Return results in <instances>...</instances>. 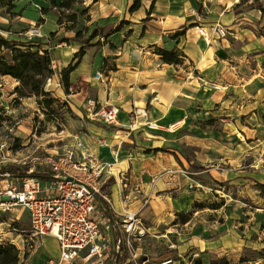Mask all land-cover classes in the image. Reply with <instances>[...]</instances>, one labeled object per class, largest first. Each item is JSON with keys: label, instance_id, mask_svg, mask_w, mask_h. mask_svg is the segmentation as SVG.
<instances>
[{"label": "rangeland", "instance_id": "obj_1", "mask_svg": "<svg viewBox=\"0 0 264 264\" xmlns=\"http://www.w3.org/2000/svg\"><path fill=\"white\" fill-rule=\"evenodd\" d=\"M245 1L242 0L240 11H248L246 17L255 20V13L259 15L262 13L260 8H264V0H250L248 3ZM94 2L95 0H79L72 9H64L62 11L64 26L62 28L60 26V30L58 29L55 35H51L41 29L39 20L44 16L46 18L44 21H49L44 27L47 29L51 24H55L53 18H58L59 11L52 6L50 0H0V39L3 37L35 43L56 39L60 42L52 57L53 68L59 76H54L48 88L52 91V96H57L68 104L55 103L51 113H46L36 96L18 97L19 94L14 92L15 86H13L16 80L10 76H1L0 169L35 168L37 171L34 173L45 174L37 166L40 159L62 156L67 151H74L80 147L78 152L82 148L86 152V157L79 160H85L93 166L92 178L99 182L102 190L110 193L111 186L122 181L144 180L148 185L150 181L145 180L148 175L163 176L165 169L157 170L159 167L156 168L155 165L159 160L152 156V150L155 153L161 151V157L173 154L176 160L175 162L173 159V162L180 175L172 185L170 195L189 199L191 207L188 209L174 207L168 211V218H173L171 222L166 223L165 220H161L159 222L162 223L157 228H150L149 224L155 220L144 219L141 216L140 211L145 207L139 208V203H136L133 197L127 202L120 201L119 206L116 205L117 211L138 212L148 229L142 239L134 242V248L130 251L132 261H129V264H160L164 261H169L167 264H264V23L257 25L254 30L255 33L263 36L261 51L249 62L250 67L247 71H242L241 75L240 72H236L239 80L248 82L250 90L248 93L244 92L247 97L240 108H236L235 113L223 112L220 113L221 115L209 113L210 109L215 107L205 104H210L209 99L215 90L214 83L221 81V78L215 74L216 64L213 60L205 61L203 64L206 101L201 106L204 107L203 114L206 119L200 121V128L196 127L208 130L206 135L209 144L204 146L207 152L203 157L194 153L191 146H187L179 136L181 131L185 130L187 123L185 125L182 117L174 119L172 112H169L167 116L154 115L150 120L161 124L157 125L158 133L144 128L147 126L144 123L138 126L136 138L124 144L130 149L125 153L124 162L117 165L114 163V166L113 156L116 157V154L112 149H115L114 144H117V139L121 138L117 132L108 133L106 129L98 126L97 123L102 122L98 121L100 120L98 117L89 115L86 100L93 94L92 82L97 84L94 78L96 73L114 69L116 63L111 57L104 63H97L92 55L84 58L83 64L74 74L76 87L70 89L75 95H68L60 82L62 77L59 61L61 59V64L67 66L72 60L75 43L71 40H74L76 30L84 31L83 34L87 36V24L91 19L88 6ZM208 5L205 0L200 3L201 15H208ZM42 7H50L51 11L43 15ZM72 11L78 14L74 29L70 28L72 23L67 20ZM35 29L41 35H31V30ZM225 31L228 35L229 30L226 28ZM213 32L216 34L217 31L213 29ZM64 37L68 40L61 44V38ZM228 63L235 64V62ZM192 65L193 62L186 60V66L192 67ZM189 77L191 79L197 77L193 68L190 69ZM222 83L226 85L228 80L225 79V83ZM168 101L169 99L166 98L164 102L168 103ZM168 109L177 110L174 107ZM173 125L176 126L172 128ZM226 125L234 128L237 140L249 148V154L244 153L242 157L234 159L232 165L222 161L218 171L226 172L230 175L229 179L212 181L207 172H195L206 169L205 165L217 161L215 156L219 152L218 146L224 138L220 135L215 137L212 133L220 134L219 131L225 129ZM168 130L171 132L169 133ZM162 138L167 142L164 141L165 144L154 149L151 145L152 140ZM115 152L118 153V150ZM190 160L194 162L190 163ZM97 164H100L102 169ZM109 168L110 171H106ZM17 178L20 177L0 176V187H5L9 182L21 187L23 181ZM230 180L233 182L229 183ZM136 181L132 184L141 185ZM116 188L117 186L115 191ZM146 188L148 186H145ZM196 202L203 203L204 206L195 207ZM30 220L28 209L23 206H15L2 213L0 241H10L17 245L22 264H49L50 260L59 257L58 242L56 241L58 246L56 250L54 248L56 244L50 240V236H47L44 237L41 247L27 249L25 244L31 227Z\"/></svg>", "mask_w": 264, "mask_h": 264}, {"label": "crops", "instance_id": "obj_2", "mask_svg": "<svg viewBox=\"0 0 264 264\" xmlns=\"http://www.w3.org/2000/svg\"><path fill=\"white\" fill-rule=\"evenodd\" d=\"M133 1L95 0L94 3L89 4L91 19L87 24L89 29L86 35L89 36L94 28L100 27L102 28L100 30L101 34L91 42L95 43L100 38L104 40L102 34H110L108 40L114 46L105 42L88 46L90 48H86L81 63L71 73V89L76 87L74 74L83 64L84 58L92 55L97 63H104L106 59L111 57L116 63V68L104 71L102 80L97 79L95 76L97 84L92 82L91 87V92L98 97L101 104L118 108L116 123L109 124L102 120L98 121L105 125L97 123L98 126L106 129L108 133L114 134V132H117L121 138L117 139V144H114V148L118 150V153L115 152V149H112L116 154V157L113 156V160H115L112 163L113 165L114 163L117 165L124 162L125 153L130 150L124 144L133 140L134 137L136 138L138 131L136 128L138 126L144 123V125H147L144 128L153 133H158V128L149 127V122H152L150 120L154 115L167 116L169 112H172L174 119L182 117L185 125L187 123L185 130L183 129L179 136L187 146H191L194 153L196 152L199 157H203V154L207 152L204 146L209 144L206 135L208 130L206 128H196L197 126L200 128V121L206 119L203 114L204 107L201 106L206 101L203 64L205 61L210 62L213 60L216 64L215 74H218L224 83L225 79L228 80L226 85L220 80L222 84L219 81L214 83L219 85L220 88H214V93L211 94L209 99L210 104H205L209 107H215L210 109L209 113L213 115H221L220 113L223 112L235 113L236 108L239 109L247 97L244 92L248 93L250 90L248 82L239 80L236 72H240L241 75L242 71H247L250 67L249 62L258 56V52L261 51L263 36L255 33L254 30L257 25L264 23V13L260 8L262 13L261 15L255 13V20L246 17L248 11H240L242 0H205L207 5L209 3L207 16L199 13L200 3L204 0H142L141 8L130 12L129 8ZM249 1L246 0L245 3ZM152 4L153 8L151 9ZM56 19L53 18L55 24H51L48 29L44 27L48 25L49 21H43L41 29L46 30V33L57 32L58 29L60 30V26L62 28L63 25L58 23V18ZM123 20L126 21L122 24ZM216 23L225 26L229 30L228 35L221 37L218 33L214 34L213 26ZM117 26H120V29L111 33ZM201 26L206 28V35L200 33L199 28ZM64 39L66 38H61V44H64V41H62ZM74 40H71V42L75 43L73 52H76L82 43ZM42 41H44V38H42ZM45 41L37 44H41L44 49H49L53 57L54 50L60 46V42H57L56 39H46ZM156 47L178 48L185 53V59L179 65L165 63L161 60V55L156 52ZM186 60L193 62L192 67L186 66ZM59 62V70L61 71L66 67V64H61V59ZM159 62H162V64H159ZM228 62H235V64H229ZM191 68L196 72L197 77L195 79L189 77ZM56 75L59 76L57 71ZM13 80L15 79L13 78ZM17 84L16 81L13 86ZM224 88L225 91H223ZM68 95L75 94L70 92ZM166 98L169 99L168 103L164 102ZM169 107H174L177 110H170ZM225 121H228V119H225ZM157 124L161 125L159 122ZM107 125L110 126L107 127ZM175 126L173 125L172 128ZM168 131L171 132V130ZM219 133L217 135L212 133L215 137L220 135L224 138L221 145L218 146L219 152L215 156L217 161L214 164L205 165L206 169L195 172H207L209 179L212 181L229 179L230 175L226 172L218 171L222 161L232 165L234 159L242 157L244 153L249 154V148L244 146L240 140H237L236 131L232 126L226 125V128L219 131ZM164 141V138L153 139L151 145L156 149L167 142ZM239 146L243 149H240ZM151 154L159 160L155 165L156 168L159 167L157 170L165 169V173H163V176L159 174L148 175L145 178L146 182L150 181L148 185L144 180L133 181L141 183L142 194L136 199L139 208L141 206L145 207L140 211L141 216L144 219L155 220V222L151 221L149 225L150 228H157L162 223L159 221L165 220L164 222L169 223L173 220V218H168V211L177 206L188 209L191 207V202L187 198L170 195L172 185L178 180L177 176L180 175V171L173 162V159L175 160L174 155H162L161 157V151L155 153L154 150ZM202 160L203 158H201ZM193 162V160H190V163ZM106 171H110V168ZM122 182L111 186L112 191L110 194L115 206L117 204L119 206L121 201ZM232 182L233 180L229 181V183ZM115 186H117L116 191L114 190ZM145 186H148V188L145 189ZM146 196H149V203L144 205L143 198ZM182 203H186L187 208L183 207Z\"/></svg>", "mask_w": 264, "mask_h": 264}, {"label": "built area", "instance_id": "obj_3", "mask_svg": "<svg viewBox=\"0 0 264 264\" xmlns=\"http://www.w3.org/2000/svg\"><path fill=\"white\" fill-rule=\"evenodd\" d=\"M213 29L222 36L226 35V28L220 23H216ZM199 31L206 35L204 26ZM31 35L41 33L35 29L31 30ZM103 76V71L96 73L99 80ZM53 79H48L47 87ZM214 87L220 88L217 84ZM99 103L94 94L87 98L89 115L105 123H116L118 108L101 103L98 107ZM157 125L149 122L150 128H157ZM79 149L40 159L37 166L45 174L51 173L50 178L24 176L17 178L23 181L21 187L10 182L0 187V214L15 206L28 209L31 227L26 248L41 247L47 236L58 242L59 257L50 260L49 264H129L134 242L142 239L148 229L138 212L117 211L111 194L102 190L99 182L92 178L93 166L79 160L86 157V152L82 148L78 152ZM97 165L102 169L100 164ZM29 171L37 170L30 168ZM140 194V184L133 185L128 180L121 183V201L127 202L132 197L138 199ZM102 202L109 204L112 215L102 207ZM143 202L144 205L149 203V196L144 197ZM167 263L169 261L160 264Z\"/></svg>", "mask_w": 264, "mask_h": 264}, {"label": "trees", "instance_id": "obj_4", "mask_svg": "<svg viewBox=\"0 0 264 264\" xmlns=\"http://www.w3.org/2000/svg\"><path fill=\"white\" fill-rule=\"evenodd\" d=\"M54 8L58 9V23L64 26L63 13L64 9H72L73 5L79 2V0H50ZM142 6V0H134L129 8L130 12H134L140 9ZM153 4L151 5V9ZM264 13V8H261ZM42 14L45 15L51 11L50 7H42ZM78 14L75 11L70 12L68 21L72 23L71 29L76 27ZM40 22L43 23L44 17H40ZM126 20L122 21V24ZM121 26V25H120ZM117 26L111 33L117 32L120 29ZM89 28H87L86 32ZM102 28H94L89 36L83 34L84 31H75V40L82 43V46L78 51L75 52L73 60L61 70V83L67 94L70 93L71 89V73L81 63L82 58L86 53V48L92 45H98L101 43H110L108 40L110 34H102L104 40L101 38L95 43L91 41L101 34ZM56 32H51V35H55ZM68 38L62 40L66 41ZM4 48V49H3ZM0 77L11 76L18 84L15 86L14 92L18 93V97L36 96L38 102L41 104L46 113H51L54 109L55 103H62L68 105L67 102L63 101L57 96H52V91L47 87L48 79L53 78L56 71L53 68L52 55L48 49H44L41 44L34 42H22L15 39H6L1 37L0 39ZM156 52L161 55L163 62L179 65L182 64L185 59V53L178 49H166L164 47H156ZM13 176V177H24V176H36L50 178L51 173L42 174L30 172L28 168H17L9 167L0 169V176ZM102 207L106 209L109 215H112L110 206L106 202L101 203ZM196 206H204L203 203L196 202ZM216 207V206H215ZM183 215H187L183 213ZM2 216V214H0ZM0 264H22V258L20 249L16 244L10 241H0Z\"/></svg>", "mask_w": 264, "mask_h": 264}, {"label": "bare ground", "instance_id": "obj_5", "mask_svg": "<svg viewBox=\"0 0 264 264\" xmlns=\"http://www.w3.org/2000/svg\"><path fill=\"white\" fill-rule=\"evenodd\" d=\"M182 206L187 208V204H186V203H185V204L182 203ZM50 240H51L54 244H56V245L54 246V248H56V250H58V246H57V243H56V239L53 238L52 236H50Z\"/></svg>", "mask_w": 264, "mask_h": 264}]
</instances>
